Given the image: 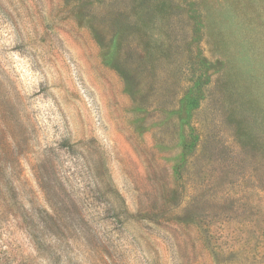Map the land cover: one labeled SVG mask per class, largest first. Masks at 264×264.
<instances>
[{
  "label": "rangeland",
  "instance_id": "374dc122",
  "mask_svg": "<svg viewBox=\"0 0 264 264\" xmlns=\"http://www.w3.org/2000/svg\"><path fill=\"white\" fill-rule=\"evenodd\" d=\"M0 264H264V0H0Z\"/></svg>",
  "mask_w": 264,
  "mask_h": 264
}]
</instances>
